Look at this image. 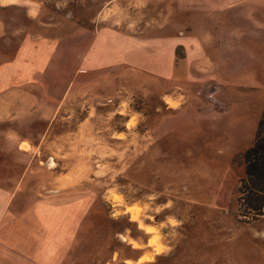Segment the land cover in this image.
<instances>
[{"label":"rangeland","instance_id":"obj_1","mask_svg":"<svg viewBox=\"0 0 264 264\" xmlns=\"http://www.w3.org/2000/svg\"><path fill=\"white\" fill-rule=\"evenodd\" d=\"M11 5L0 189L23 180L46 228L56 216L78 227L62 264H264V217L237 202L264 73L217 88L179 46L170 78L159 38L190 31L171 0H0Z\"/></svg>","mask_w":264,"mask_h":264},{"label":"crops","instance_id":"obj_2","mask_svg":"<svg viewBox=\"0 0 264 264\" xmlns=\"http://www.w3.org/2000/svg\"><path fill=\"white\" fill-rule=\"evenodd\" d=\"M171 3L176 11L185 10L190 31H185L184 36L177 32L159 38L172 46L170 78L175 74V50L179 46L184 48L182 62L203 73L199 74L203 81H212L217 88L238 87L235 84L238 76L264 73V0H171ZM83 64L81 56L80 67ZM188 80H197L190 70ZM22 181L9 191L0 189V264L23 258L22 264H62L78 227L56 216L53 228H46V215L36 207V202H40L37 190ZM15 222L10 231L8 227Z\"/></svg>","mask_w":264,"mask_h":264},{"label":"trees","instance_id":"obj_3","mask_svg":"<svg viewBox=\"0 0 264 264\" xmlns=\"http://www.w3.org/2000/svg\"><path fill=\"white\" fill-rule=\"evenodd\" d=\"M15 6L0 8V12L11 13ZM2 39L0 38V41ZM245 178L238 189L239 207L244 209L243 216L251 213L253 217H264V115L256 131V139L244 156Z\"/></svg>","mask_w":264,"mask_h":264},{"label":"bare ground","instance_id":"obj_4","mask_svg":"<svg viewBox=\"0 0 264 264\" xmlns=\"http://www.w3.org/2000/svg\"><path fill=\"white\" fill-rule=\"evenodd\" d=\"M166 103H167V104H170L169 101H166ZM146 232H147V233H152V229H151V228H147V229H146Z\"/></svg>","mask_w":264,"mask_h":264}]
</instances>
